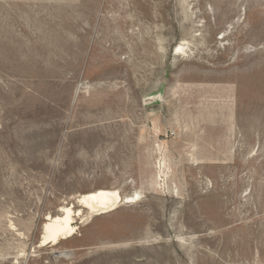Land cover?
<instances>
[{
  "label": "rangeland",
  "instance_id": "374dc122",
  "mask_svg": "<svg viewBox=\"0 0 264 264\" xmlns=\"http://www.w3.org/2000/svg\"><path fill=\"white\" fill-rule=\"evenodd\" d=\"M0 264H264V0H0Z\"/></svg>",
  "mask_w": 264,
  "mask_h": 264
},
{
  "label": "bare ground",
  "instance_id": "6f19581e",
  "mask_svg": "<svg viewBox=\"0 0 264 264\" xmlns=\"http://www.w3.org/2000/svg\"><path fill=\"white\" fill-rule=\"evenodd\" d=\"M178 51L185 52L183 44L178 46ZM139 199L140 193L138 192L121 195L117 189L111 188H97L82 193L76 197L77 209H74L73 203L61 205L59 213L49 216L43 226L42 242L57 245L62 240L71 238L76 232L73 220L76 216H83L84 212L87 214L104 213L115 209L119 204L135 203Z\"/></svg>",
  "mask_w": 264,
  "mask_h": 264
}]
</instances>
